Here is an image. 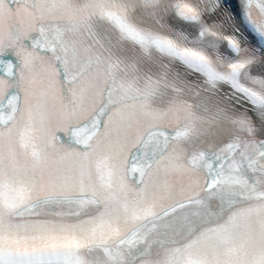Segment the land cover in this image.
<instances>
[{
	"label": "snow or ice",
	"instance_id": "6c2138e0",
	"mask_svg": "<svg viewBox=\"0 0 264 264\" xmlns=\"http://www.w3.org/2000/svg\"><path fill=\"white\" fill-rule=\"evenodd\" d=\"M0 264H264V0H0Z\"/></svg>",
	"mask_w": 264,
	"mask_h": 264
}]
</instances>
